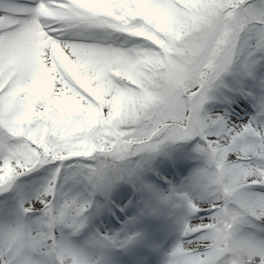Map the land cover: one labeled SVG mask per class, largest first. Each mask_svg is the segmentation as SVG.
<instances>
[{"label":"snow or ice","instance_id":"snow-or-ice-1","mask_svg":"<svg viewBox=\"0 0 264 264\" xmlns=\"http://www.w3.org/2000/svg\"><path fill=\"white\" fill-rule=\"evenodd\" d=\"M0 197V264H264V0H0Z\"/></svg>","mask_w":264,"mask_h":264},{"label":"rangeland","instance_id":"rangeland-1","mask_svg":"<svg viewBox=\"0 0 264 264\" xmlns=\"http://www.w3.org/2000/svg\"><path fill=\"white\" fill-rule=\"evenodd\" d=\"M239 115L240 117H245L246 116V112L244 110H239ZM187 163L191 166H193L196 162L195 161H191L189 163V161H187ZM35 175V176H34ZM47 175V171L46 170H41L39 173L33 174L32 176H28V177H24L23 180H26L27 178H29V181L27 183H31L34 181V179L36 178H40V177H44ZM34 176V177H33ZM175 237L170 238L169 242H168V247H171V244L174 242Z\"/></svg>","mask_w":264,"mask_h":264},{"label":"bare ground","instance_id":"bare-ground-1","mask_svg":"<svg viewBox=\"0 0 264 264\" xmlns=\"http://www.w3.org/2000/svg\"><path fill=\"white\" fill-rule=\"evenodd\" d=\"M242 107H243V105L241 104L238 110H241ZM157 264H158V261H157Z\"/></svg>","mask_w":264,"mask_h":264},{"label":"trees","instance_id":"trees-1","mask_svg":"<svg viewBox=\"0 0 264 264\" xmlns=\"http://www.w3.org/2000/svg\"><path fill=\"white\" fill-rule=\"evenodd\" d=\"M188 151H190V146L188 147V149H187ZM182 154V153H181Z\"/></svg>","mask_w":264,"mask_h":264}]
</instances>
